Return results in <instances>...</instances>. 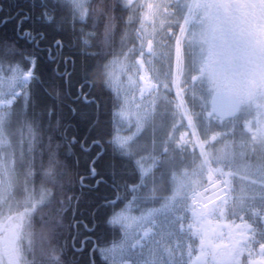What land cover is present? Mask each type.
Wrapping results in <instances>:
<instances>
[{
    "label": "snow or ice",
    "instance_id": "6c2138e0",
    "mask_svg": "<svg viewBox=\"0 0 264 264\" xmlns=\"http://www.w3.org/2000/svg\"><path fill=\"white\" fill-rule=\"evenodd\" d=\"M0 264H264V0H0Z\"/></svg>",
    "mask_w": 264,
    "mask_h": 264
},
{
    "label": "trees",
    "instance_id": "16d2710c",
    "mask_svg": "<svg viewBox=\"0 0 264 264\" xmlns=\"http://www.w3.org/2000/svg\"><path fill=\"white\" fill-rule=\"evenodd\" d=\"M86 197L83 205L80 208V218L86 220L89 216V212L91 211V202L92 198H94L95 193L89 192L87 189H85Z\"/></svg>",
    "mask_w": 264,
    "mask_h": 264
}]
</instances>
